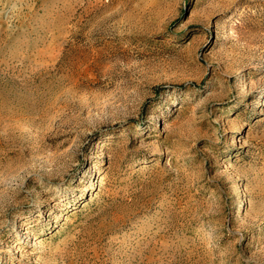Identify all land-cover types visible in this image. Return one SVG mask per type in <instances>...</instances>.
I'll list each match as a JSON object with an SVG mask.
<instances>
[{
  "label": "rangeland",
  "instance_id": "1",
  "mask_svg": "<svg viewBox=\"0 0 264 264\" xmlns=\"http://www.w3.org/2000/svg\"><path fill=\"white\" fill-rule=\"evenodd\" d=\"M0 264H264V0H0Z\"/></svg>",
  "mask_w": 264,
  "mask_h": 264
}]
</instances>
